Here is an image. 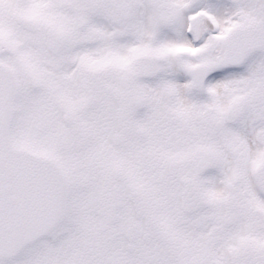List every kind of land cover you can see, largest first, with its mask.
Instances as JSON below:
<instances>
[{"label": "snow or ice", "instance_id": "1", "mask_svg": "<svg viewBox=\"0 0 264 264\" xmlns=\"http://www.w3.org/2000/svg\"><path fill=\"white\" fill-rule=\"evenodd\" d=\"M0 264H264V0H0Z\"/></svg>", "mask_w": 264, "mask_h": 264}]
</instances>
